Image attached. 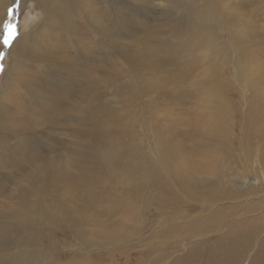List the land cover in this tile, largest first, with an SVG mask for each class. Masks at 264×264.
I'll list each match as a JSON object with an SVG mask.
<instances>
[{
  "label": "rangeland",
  "instance_id": "1",
  "mask_svg": "<svg viewBox=\"0 0 264 264\" xmlns=\"http://www.w3.org/2000/svg\"><path fill=\"white\" fill-rule=\"evenodd\" d=\"M86 1L89 7L74 21L76 44L74 49L68 47L74 60L64 64L66 60L54 58L60 65L46 63L49 58L40 49V55L33 53L39 61L32 58L24 68L39 67L41 79L44 71L54 69L58 73L60 67L76 65L73 72L78 77L88 73L87 83L93 87L91 93L87 92L85 106L76 108L75 117L68 112L57 117L41 107V124L50 135L48 127L54 125L52 129L61 140L59 146L42 151L45 145L39 133L27 134L19 142L10 140L15 149L29 150L22 162L13 163L17 157L12 155L0 159L1 169L10 173L0 176V264H23L17 261L27 251L31 255L28 264H167L181 252L183 244L195 243L169 234L170 227L185 226L187 220L206 214L200 211V199L182 208L150 203L137 191V177L148 190L151 181H144L143 176L156 171L152 168L156 165L165 177L171 153L179 149L181 158L175 153L173 161L186 171L189 183L199 189L206 186L200 180L204 177L200 174V125L229 110V121L233 119L236 124L231 136L238 137L255 110L264 109V0ZM21 3L22 0H12L7 17L0 14V88L13 41L33 26L38 35L40 31L48 33L41 29L42 12L34 10L30 0L24 8ZM103 16L107 20L105 32L97 26V17ZM60 29L64 33L63 25ZM13 30L15 39L10 38ZM83 33L88 34L82 37ZM84 38L87 43L82 45ZM6 39L8 45L4 43ZM42 42L45 44L41 39L39 43ZM56 76L55 81L54 77L48 81L52 87L65 81V74ZM81 86L77 80L70 88L76 92L72 97L69 93L71 105H79V91L85 89ZM14 87L21 97L19 83ZM258 126L264 129V122ZM158 132L167 134V140ZM45 137L47 144L53 142L52 136ZM39 139L38 153L34 149ZM256 145L261 143L257 141ZM234 146L239 155H245L237 139ZM109 150L119 158L99 156ZM47 162L53 169L40 171L45 175L40 186L37 165ZM135 165L138 170H133ZM28 184V200L36 199L35 203L46 205L56 214L67 215L83 237L63 227L49 226L44 235L24 247V208L20 202ZM175 187L177 193L191 200ZM251 206L257 210L251 211ZM262 215L264 192L226 205L216 218L223 226L213 233L225 231L230 219L234 223L239 218Z\"/></svg>",
  "mask_w": 264,
  "mask_h": 264
},
{
  "label": "bare ground",
  "instance_id": "2",
  "mask_svg": "<svg viewBox=\"0 0 264 264\" xmlns=\"http://www.w3.org/2000/svg\"><path fill=\"white\" fill-rule=\"evenodd\" d=\"M28 1L29 0H22L21 6L24 8V5ZM30 1H32L34 10L42 12L41 19L44 23V27L41 29H47L48 33L46 31H40L38 35L37 28L33 26L30 31L21 34L13 41L10 47V63L0 88V159L7 155H12L13 157H17L12 160L15 164H19L20 161L22 162V160L26 158L29 150L26 148L15 149V146L10 144L12 143L10 140L19 142L21 138L27 134L39 133L38 137L43 139L42 144L45 145V147L41 149L42 151L60 145L61 140L56 137L58 132L52 129L54 125L50 124V127H48L51 129V135L45 131V127L42 126L41 122L43 119L40 115L41 107L45 112L56 113L57 117L63 113L67 114V112L74 116L75 111L77 112L76 108H78L80 104H84L85 106L87 92L91 93L93 87L90 82L87 83L86 77L88 73L84 72L78 77V73L73 72L76 65L60 67V69L58 68V70H60L58 73L53 72L54 69L52 72L44 71V75L41 74L40 77L43 79V84L41 82L42 80L38 77L39 71L37 72V68L39 67L32 68V66H30V70H24V68H27V65L32 62V58L34 61H39L40 58L34 57L33 53L40 55L38 51L40 49H44L43 56L46 55V57L49 58L46 63L56 62L57 60L55 61L54 58L66 60L64 64L74 60L69 50V48L74 47L73 43L75 42V39H73V35L76 33L74 32V21L87 10L89 7L88 2L86 0H79L78 6L77 0ZM13 2L16 3V1ZM11 5L12 0H0V14L6 16L9 11L7 9ZM74 7L79 8L74 9ZM97 21L99 25L96 24L101 32L107 31V20L105 16H103V18L97 17ZM86 22H84V24ZM93 24L96 25L95 23ZM53 25H57V27L53 29L51 27ZM60 25L64 26V33H61L62 29H60ZM113 27H115V25ZM86 34L88 33H83L82 37H85L84 35ZM54 35L56 37H53ZM96 35L99 36V33ZM57 38L58 40H56ZM41 39L45 41V44H43V42L39 43ZM81 41L83 43L82 45L87 43L85 38ZM87 50H89V48ZM82 59H84V56H82ZM42 61L45 60L42 59ZM32 65H34V63ZM57 65L55 66L57 67ZM37 66H42V68L53 67L49 64H38ZM30 71L33 75L29 73ZM56 74H65V81H63V84L59 87H52L49 85L48 81H51L53 77V81H55L57 77ZM42 75L44 78H42ZM58 79L59 78H57V81H59ZM77 80L81 83V87L85 89L79 91V105L76 106V103L71 105V97L75 95L76 92L72 89L70 90V88ZM18 83L22 90L21 97L16 94L17 88L14 87L18 85ZM27 104H30V106L28 107ZM25 106L28 108L26 109ZM27 110L30 111V114L26 113ZM263 110V108L255 110L251 120L244 125L246 129L240 130L241 135L238 137L231 136L236 124L233 123V119L229 121V110L218 114L215 119L200 125V174L204 175L200 180H204L206 186H200L199 189L192 183H189V176L186 171L179 168L173 161L175 153H178L181 158L179 149L172 151L171 161L168 164V171H166L167 175L165 177L161 174V171H158L156 165H152V168L156 171H148V173L144 171V173H147L143 176L144 181H151L148 190L144 188L146 183L141 182L140 176L137 177L135 187L139 188H137V191L148 198L150 203H158L165 208H182L189 203L196 202L194 199H200V211L206 214L187 220L185 226L174 224L170 227L169 234H174L175 237L178 235L181 239L195 240V243L189 246L183 244L184 247L181 249V252L169 259L167 264H264V215L260 217L251 216L248 219L239 218L234 221V223L230 219L225 231L213 233V231H216V229L220 230L223 226V224H218L216 222V218L226 205L243 202V200H246L252 195H259L261 192H264V129L258 126L260 123L264 122ZM254 121H256L257 124H253ZM158 134L162 135L160 132H158ZM45 135H47V137L52 136L53 142L47 144ZM162 136L167 140V134L164 133ZM255 136H257L258 139H256ZM236 139L243 145V152L245 155L238 154V148L234 146ZM40 140L41 139L37 142V148L34 149L38 151V153L40 150ZM257 141L261 143V146L258 147L256 145ZM83 143L86 144L84 140ZM158 144L159 140L156 146ZM131 150L134 151L136 149L132 148ZM137 150L141 151L140 149ZM80 153H83V151L80 150ZM99 156H106L109 159L118 157L112 150L101 152ZM108 164L110 165V163ZM250 164L252 166H250ZM57 166L58 164L56 167ZM1 168L2 166H0V176L2 178L10 174L7 172L8 170L3 171ZM46 168L53 169L48 162L46 164L40 163L37 165L40 186H42L45 181V175L40 171ZM250 168L257 169V171H250ZM122 170H124V168ZM133 170H138L136 165L133 166ZM124 174L125 173H123V175ZM31 178L30 174L28 180L31 181ZM117 178L120 179L119 171H117ZM128 178L131 177L128 175ZM175 185L179 187V190L182 191L187 198L191 199L188 200L189 202L182 194L177 193ZM30 191L31 189L28 184L25 190V198L20 202L21 206L24 208L21 213V225L23 228L21 243L25 244L24 247L30 244L29 242L34 238L36 239L44 235L45 229L49 226L63 227L71 234L77 237H83L81 229L77 227L67 215L56 214L46 205L39 202L35 203L36 199L28 200L27 194ZM7 200L8 197L6 198V201ZM250 210L255 212L257 209L251 206ZM229 225L231 226L229 227ZM21 247L23 248V246ZM30 256V252L27 251L24 258L17 262L22 261L28 264L27 262L30 260Z\"/></svg>",
  "mask_w": 264,
  "mask_h": 264
},
{
  "label": "snow or ice",
  "instance_id": "3",
  "mask_svg": "<svg viewBox=\"0 0 264 264\" xmlns=\"http://www.w3.org/2000/svg\"><path fill=\"white\" fill-rule=\"evenodd\" d=\"M10 38H11V39H15V32H14V30H13V32H12ZM4 43H5V45H8V44H9V39H6V40L4 41Z\"/></svg>",
  "mask_w": 264,
  "mask_h": 264
}]
</instances>
